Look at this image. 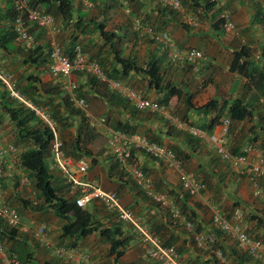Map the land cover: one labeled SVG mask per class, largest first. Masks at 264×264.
Wrapping results in <instances>:
<instances>
[{
	"label": "trees",
	"instance_id": "trees-1",
	"mask_svg": "<svg viewBox=\"0 0 264 264\" xmlns=\"http://www.w3.org/2000/svg\"><path fill=\"white\" fill-rule=\"evenodd\" d=\"M110 1L113 5L119 4L122 9L125 7L128 9L129 12L127 14L125 12L123 13L130 19L134 35L133 40L127 39L128 32L125 27L119 28L122 30V33L120 34L119 31H115L114 29H107L106 19L96 23L93 20L85 21V17L81 15L76 16L74 14V5L71 0H27L28 7L31 10H37L51 16L54 25L59 29L57 35L63 30L66 33V31L70 29L67 37L69 40V42H67V46L63 48L62 42V45L59 44L62 50V55L71 57L73 55L72 52L74 47L79 44L86 54L88 51L89 55H87L90 61L96 62L109 80L120 81L124 86H129L128 83H126V80L132 73L138 74L146 81V90H153L157 94L162 95L160 99L158 98L154 101L165 106H168L169 101L172 98H181L184 96L186 111L180 113L182 117L179 122L184 124L186 127L194 126V124L189 122L187 119L186 112L188 110H193L196 115L203 117L202 123L196 126V128L202 129L208 134H212L215 127L222 125L224 119L229 120L228 131L234 123L250 121L253 118V109H255L254 106L259 104L262 105L260 100L264 98V69L258 63L264 59V49L257 48L255 43L242 44L238 46L237 50L233 49L234 51L231 53L232 56L228 68L229 72L243 77L246 80L248 91H253V99L248 102L241 98H212L204 105L195 107L191 102V94H183L184 92L182 89L178 88L176 84L170 81H164V72L160 67L161 56L153 55V57H149L146 61H140L136 56L138 54L135 47H137L141 42H148V44L154 43V45L164 51V56L167 59V52L164 50L163 45L158 41H155L153 38H150L148 33H146L145 28L148 27L149 29L150 27L151 30L160 32V30L165 28L167 19L179 23L183 28H187L188 25L186 22L182 21L183 13L191 11L194 12L199 8L204 14H207L214 10L215 6L219 3V0H179L181 6L180 10H175L171 7H162L161 9L160 6L157 5L154 9L147 13H142L141 8L137 6V3H134V0ZM191 1H193V3ZM253 1L255 3L256 15L252 20V25H262L264 27V20L260 10L259 0ZM88 2H91L92 5L97 4V0H88ZM158 2L162 3L163 1L158 0ZM101 4L104 5L103 2ZM109 6L110 5L106 7V5H104L103 8L107 10L110 8ZM99 9L100 14L103 11L106 13V10L102 8ZM217 10L218 11L215 16L217 24H215V29H217L216 35H218L221 39L223 35L232 33H225L224 30L220 28L222 21L219 17L224 11H227L230 15L231 13L230 11L225 10L223 6L217 8ZM154 11L157 13L158 21L153 20ZM14 14L13 5L10 26L0 28V52H3L4 54H9V52L10 54H14L13 52L17 54L21 52H25V54L27 53V56H25L24 61L21 63L22 67H25L26 69L42 64L43 62H47L49 65V53H46L45 55L47 57V61L43 58L36 59L32 54L34 46L32 49H26L25 46L18 41L17 34L13 27L15 23ZM196 15L197 17L200 16L198 14ZM230 17L233 21L232 15ZM22 19H26L25 14L22 15ZM134 19H140L142 29L137 30L135 25L132 24ZM59 24L63 25L62 30L60 29ZM34 30L41 31L46 36L47 42L49 43V37L47 36L46 31L42 28L32 26L29 28V32L32 35L34 45ZM92 32H97L98 37L97 39L92 38L89 42H87L86 36L90 35ZM164 32L169 34L168 31ZM127 41H132L133 43L131 45L132 49L126 55L125 51L126 46L128 45V43H126ZM177 49L180 51L185 50L179 48ZM257 58H261V60L258 61ZM2 67L3 65L0 61V71H2ZM73 76L75 77V81L77 83V88L74 94L75 99L84 100L87 107L93 99L102 102L108 107V111L103 116L106 120V125L108 126L111 121H114V130L120 131L129 136L141 135L145 137L148 142L156 143L161 146H163V141L159 138L158 133L152 134L151 128L142 126L143 123H146L149 120L153 121L154 119H158L163 127L169 128L172 132L174 130H180L182 132V130L174 124V121H169L157 113L139 110L128 99L121 96V94L116 90H112L106 84L100 83L93 77L82 73H77ZM83 78L85 80H83ZM19 81L21 82L22 80ZM141 81L143 80L141 79ZM15 87L25 101L31 103L34 108L43 110L49 116L50 120L53 121L62 141L64 154L67 158L75 159L76 156L75 160H78L81 158L88 159L91 157L89 145L91 144L92 139L89 134L92 133L93 129L87 124L88 118H86L84 112L74 107L71 97L64 92L60 82L56 81L54 84L42 83L39 78L34 76L32 73H29L24 79V84L20 86L19 83L16 82ZM99 89L102 90V93H99ZM97 92L101 95H96ZM258 113H260V121L262 124L260 132L264 133V110L261 109ZM123 114L126 118H122V116H124ZM96 116L99 117L102 115ZM208 116L209 120H207ZM5 119L9 120L11 126L13 127L14 132H11L13 137L12 140L8 142L13 144V146L19 150V163L12 162V157H5V159H3L5 161L2 160L1 165L4 170L11 171L18 169L17 173L13 175L12 182H9L8 178L0 180L2 183V189L4 191V189L7 188V184H15V186L19 188V178L21 175H24L27 177L29 182L33 184V193L37 199L36 201H29L15 198V200H17L20 204V207L17 206L18 204H15V209L18 213L21 214L20 212L22 209H30L34 212L49 209L54 213L56 218L63 222L60 231L61 239H79L98 234L100 238H102V240H104L109 246L108 256L113 257L115 261L119 260L124 254L125 244L128 243L127 239L132 238L133 236L137 237L135 232H133V229L128 226L129 229H131L132 234L130 233L128 237H123V232L118 231L120 227L117 228L118 230L103 227L99 222L95 221L93 215L89 213L86 208H79L76 206L75 198L79 195V191L72 193L70 187L65 183L63 178L60 179L56 175H53L54 173H51L47 162V158L51 157V141L53 139L50 127L45 125V123L35 115L33 110L11 97L5 86L0 82V124ZM256 129L257 126L255 125L251 128V132L254 134ZM179 132L177 134H179ZM229 140V151L232 154L239 155L242 154L246 148L252 147L256 137H252L247 140V145L251 146L244 148L243 151H238L239 147L237 144L235 145L232 140ZM184 141L186 142L185 145L189 150H181L177 146H172L173 150L170 149L174 152L177 160L182 162V164L190 160V152H194L198 143L203 142L202 140L193 138L188 133L185 134ZM139 152L143 153V151ZM135 153L137 152H132V157L135 156ZM252 155L254 154H249L250 161H253L251 159ZM262 156L264 157V155ZM113 161L114 162H111L110 167L108 166V179L111 180L110 178L119 176L117 178L118 181H121V183L125 186L130 184L135 191L137 190V193L142 195V197H145L147 205H149L151 209H154L156 213L153 214L154 216L147 215L144 217L145 220H143L142 224L159 239L162 246L172 247L177 253L179 260L186 261L189 264H225V259L229 260L231 264L259 263L253 260L247 252L240 251L236 247L235 243L231 242L232 240L226 234L217 229L213 223L211 229L208 231V234L204 233V225L201 224V220L199 219L197 212L189 206V200L191 197L186 192L182 190L184 193L183 196L178 197L177 201L172 200V204L179 211L181 218L184 219V221L181 222L180 220L173 218L168 209L161 207L160 204L148 198L137 187L134 180L129 179L128 177L130 176L122 171L115 160ZM91 163L95 165L96 162L95 160H92V162L89 161L90 167ZM140 168L144 175L150 178L148 176L149 171L147 168ZM19 171L23 172V174ZM234 174L243 176L249 183H251L247 176L236 173ZM195 177L197 180L202 182L205 188L211 179L210 176L203 177L202 180L197 176ZM152 184L156 192L165 194L169 197L168 194L159 191V188L155 183L152 182ZM159 185L160 183H158V186ZM257 187L264 193V177L258 179ZM68 192L71 194H68ZM114 192L117 194V191ZM204 192L202 193V196ZM65 194H67L68 197H66ZM254 198L259 201V205L264 212V202H262L259 198ZM7 203L9 204L8 201ZM29 206H31V208ZM235 209H240L244 218L246 217V213H244L245 210L242 208L240 201L235 202L232 206V210L234 211ZM226 215L230 217L232 214L227 213ZM159 217L164 218V220H157ZM247 217L248 220H256L258 225L262 224L261 226H263L264 230V221L260 219L261 217L257 215L254 216L251 213H248ZM185 223L191 224L193 226V230H186ZM242 223L244 225V220H242ZM194 234H205V236H207L204 245L205 249L203 247H199L197 243L194 242ZM23 237L24 233H22L19 228H9L5 221L0 218V245L2 251V246H4V244H10L13 247L16 244H19L20 239ZM31 237L33 236L31 235ZM255 239L264 241V231L262 236ZM70 248H76V246L73 245ZM11 249L13 248H10V251L5 253V257L18 259V264H42L34 261L35 259H33V253L31 252L27 254L25 262H20L19 255H17L16 251ZM142 252L144 257L147 259L143 250ZM216 252H220V257L217 256ZM147 260L156 264L149 259Z\"/></svg>",
	"mask_w": 264,
	"mask_h": 264
},
{
	"label": "crops",
	"instance_id": "crops-1",
	"mask_svg": "<svg viewBox=\"0 0 264 264\" xmlns=\"http://www.w3.org/2000/svg\"><path fill=\"white\" fill-rule=\"evenodd\" d=\"M102 1L103 0H97L96 7L98 9L93 11L91 9L92 4L91 2H88V0H73L74 14L76 16L81 15L85 17V21L93 20L96 23L106 19L107 29H114L115 31H119V34L122 33V30L119 29L121 25H117L119 20L114 19L117 16L115 13L110 12L112 10L105 11L106 13L101 11L102 13L99 14V6ZM191 2L193 3V1ZM134 3H137V6L141 8L142 13L149 12L157 5H159L161 9L162 7H165L164 4L158 2V0H134ZM221 6H223L225 10L228 9L230 11L236 25V31L232 34L239 36L238 39L237 37H228L225 35L220 39L219 36L216 35L217 29H215V24H217V19L215 16L218 11L217 8H220ZM12 10L13 0H0V28L10 26ZM196 14L200 16L197 17ZM99 15L100 18L98 17ZM153 15V20L158 21L156 11H154ZM255 15V3L253 0H219V3L215 6L214 10L207 14H204L199 8L194 12L183 13L182 21L186 22L187 18L189 19V17H191L197 23L195 27L188 26L187 28H183L179 23L167 19V22L165 23L166 26L163 30L169 32L177 48H193L202 52L203 58L193 64L169 63L164 56V51L154 45V43H145L135 47L138 52L139 50H142V53H137L138 55H135L140 60L139 55L143 54L145 61L148 60L149 57H153V55L161 56L160 67L164 72V81H170L176 84L178 88L182 89L184 92L183 94H191V102L195 107L204 105L212 98H241L248 102L253 99V91H248L246 80L243 77L229 72L228 68L232 56L231 53L232 51L237 50L239 45L255 43L257 48L264 49V27L262 25H252V20ZM110 23H114V25H111ZM59 26L62 30L63 25L59 24ZM163 30H160V32ZM68 32H70V29L67 30L66 33L64 30L60 32L61 34L63 33L62 35L64 36L63 39H61L63 48L66 47L67 42H69L67 38ZM33 35L35 37L34 50H32L33 57L36 59L43 58L47 61V57L45 56L46 53H48L46 36L39 30H34ZM86 37L87 42L93 38L91 35ZM13 53L14 54H10L9 52V54H4L3 52H0V61L3 65L2 71L11 76L15 83H19L20 86L24 84V79L29 73H32L39 78L42 83L54 84L56 82L49 74L47 62L26 69L25 67H22L21 63L24 61L27 53ZM257 60L259 61L261 58H257ZM258 63L264 69V59ZM141 79L143 81H141ZM19 80L22 81L20 82ZM126 83L132 88L144 87L143 94L148 99L156 100L162 97V95L157 94L153 90H146V81L138 74L132 73L126 80ZM99 91L102 92L101 89H99ZM98 92L96 95H101L98 94ZM99 103L100 109L97 110L94 107H91L89 108L90 112L93 115H95L94 113H99L104 116L108 109L102 102L99 101ZM170 108L171 110L172 108L173 110H176L178 114L186 111L184 96L181 98H172L167 106V112ZM254 108L253 118L250 121L234 123L227 131V138L228 140H232L233 144H237L239 147L238 151H243L244 148L251 146L247 145V140L256 137V140L252 145L254 148L252 153L255 156H258L259 154L264 155V133L260 132V127H262L260 121L261 112L258 113L261 109L264 110V105L259 104L254 106ZM168 115L171 117L169 112ZM186 115L188 121L194 124L193 127L198 126L203 121V117L196 115L193 110H188ZM181 117L182 116L180 115L179 120ZM122 118H126V116L124 115ZM207 120H209V116L207 117ZM177 122L180 123L179 121ZM255 125L257 126V129L253 134L251 128ZM142 126L150 127L152 134L158 133L159 138L163 141L164 147L172 149V146H177L181 150H189L184 141V136L188 133L186 130H182V132L180 130H174L172 132L169 128L163 127L158 119H154L153 121L149 120L146 123H143ZM178 132L179 134H177ZM222 133L223 128L220 125L213 129L212 134L217 135ZM190 155V160L183 164L178 160L181 164V170L186 173L190 171L198 178H201V180L203 177H211L203 196L190 198L189 200V206L197 212L201 224L204 225L203 232L208 234V231L212 227L211 217L210 219H207L204 213L205 207H200L203 202L205 204L208 203L207 205L211 202H217L222 213L233 214L235 210L241 209L232 210L234 203L240 201L242 208L245 210L244 213H246V217L244 218L243 216L245 230L250 237L254 239L262 236L264 231L263 226H261L262 224L258 225L256 220H248L247 217L248 213H251L254 216L257 215L261 217L260 219L264 221V212L259 205V201L252 196V184L249 183L248 180H245L246 178H243V176L227 175L226 169L229 170L230 168L218 159L212 148L205 141L198 143L196 150L190 152ZM254 155L251 157L253 161H255ZM135 158L140 164V167L147 168L149 171L148 176L151 178L152 182L157 185L159 191L168 194L173 201H177L178 197L183 196L184 193L181 189L179 175L176 171L166 168L164 165L147 155H144L142 152L135 153ZM107 175L108 171L106 170L104 174H100L96 177L98 180L95 182H97L101 188L104 186L105 189L108 188L109 185L111 188L112 185H116L115 189L121 205L125 209L135 211L136 216H138L142 222L147 215L154 216L153 214L156 212L147 205L145 197L137 195V192L132 186H130V184L125 186L121 181H118L114 177L109 180ZM58 178L62 179L63 177L58 176ZM158 183H160L159 186ZM6 187L7 189H11L10 184H7ZM68 194L71 193L68 192ZM65 196L68 197L67 194H65ZM206 198L209 199V202L207 203L204 200ZM86 210L91 213L95 221L99 222L103 227H109L112 229L120 227V229L117 230L123 232V237H128L131 233V229L128 227L129 225L120 221L116 214L107 212L97 200H93L89 203L86 206ZM29 213L30 214H27V212L25 214H20L21 220L24 224H30L32 222L46 224L48 228V239L52 245L68 248L75 245L79 250L88 253L96 264H153L144 257L143 252H141L140 241L136 236L127 239L128 243L125 244L123 256L115 261L113 257L108 256L109 246L98 234L79 239H61L60 231L63 222L56 218L51 210L44 209L40 212H34L31 210ZM159 219L162 221L164 220V218L160 217L157 220ZM29 236H31V234H24V237L20 239V243L13 247L10 244H4V250L0 253V260L6 255V251L8 252L10 251V248H13L11 250L16 251L17 255H19L20 262H25L27 254L30 253L31 246L34 249V261L42 264H75L70 260L58 258L54 252L49 251L40 245L36 239H34L36 242L32 245L28 239ZM0 262L3 264V260Z\"/></svg>",
	"mask_w": 264,
	"mask_h": 264
},
{
	"label": "built area",
	"instance_id": "built-area-1",
	"mask_svg": "<svg viewBox=\"0 0 264 264\" xmlns=\"http://www.w3.org/2000/svg\"><path fill=\"white\" fill-rule=\"evenodd\" d=\"M162 1L164 5L172 9L180 10L181 8L179 0ZM259 3L262 18L264 20V0H259ZM13 5L15 12V23L13 27L17 34L18 41L22 43L26 49H32L34 44L29 28L36 26L46 31L49 37L48 69L50 76L62 84L64 92L71 97L74 107L84 112L86 118H88L87 124L89 127L106 136L107 153L113 157L122 171L134 180L137 187L148 198L160 204L161 207L168 209L173 218L181 222L184 221L179 211L172 204V200L167 195L158 193L154 190L151 179L146 177L140 166L135 163L136 158L135 156L132 157V152L143 151L145 155L162 163L166 168L178 171L182 190L191 198L202 196V193L206 190L205 186L200 180H197L192 173H186L181 170L180 162L170 149L156 143L148 142L146 138L141 135L129 136L120 131L108 128L103 116L98 117L90 114L85 101L75 99L74 94L77 83L72 79L74 74L82 73L93 77L100 83L106 84L112 90H116L139 110L157 113L169 121H174V124H176L179 129L186 130L193 138L207 142L221 162L225 163L234 173L248 177L253 186V196L264 202V193L257 187L258 179L264 177V157L258 155L255 156V161H250L249 154L254 151L252 147L246 148L243 153L239 155L232 154L229 151L228 139L226 136L229 120L224 119L221 125L223 133L217 135L208 134L202 129L186 127L184 124L178 123L168 115L167 106L142 96L137 91L124 86L120 81L109 80L101 71L100 66L96 62L90 61L88 55L82 50L79 44L74 47L71 57L62 55L61 47L56 40L59 29L54 25L51 16L37 10H31L28 7L27 0H14ZM124 12L127 14L129 11L125 9ZM24 14L26 15V19H22V15ZM230 16L231 15L227 11H224L219 17L222 21L221 28L225 33H234L236 31V26ZM132 24L135 25L137 30L142 29L140 19H134ZM186 24L195 27L197 23L189 17V19L187 18L186 20ZM145 31L150 38H153L163 45L164 50L167 52V60L171 64H193L203 58L202 52L193 48L182 51L178 50L174 40L167 32H155L151 30L150 27L149 29L146 27ZM0 82L5 86L11 97L33 110L35 115L50 127L53 135L51 141V157L53 159V164L61 173L72 193L79 191V195L75 198L77 207L86 208L93 200H97L107 212L116 214L120 221L126 223L133 229L147 259L156 264H189L186 261L179 260L177 253L172 247L162 246L159 239L144 227L141 219L121 205L115 192L104 191L97 182L87 178L90 167L88 159L81 158L72 160L65 156L62 142L49 116L43 110L34 108L31 103L24 100L16 89L14 80L11 76L0 71ZM260 101L264 105V98ZM18 152L16 147L5 143L0 135V180L8 178V181L12 182L13 175L16 174L18 170L5 171L1 163L5 157H12V162L16 163L18 160ZM29 184L30 182L27 177L21 175L19 178V186L25 187ZM208 207L212 212V223L214 226L226 234L240 251L247 252L253 260L264 264V241L254 239L247 234L242 223L243 213L240 210H235L233 214L228 217L214 206L208 205ZM0 218L5 221L9 228H19L22 233L31 234L40 245L54 252L58 258L70 260L75 264H95L94 261L91 260V256L84 251L76 248H65L52 245L48 239V228L44 223L32 222L30 224H24L15 207L7 203L1 182ZM185 224L186 230H193L191 224ZM193 239L199 247H202L204 237L201 234H194ZM1 252L2 248L0 245V253ZM216 254L218 257L221 255L220 252H216ZM2 260L3 264H18L16 258L10 259L4 256Z\"/></svg>",
	"mask_w": 264,
	"mask_h": 264
},
{
	"label": "rangeland",
	"instance_id": "rangeland-1",
	"mask_svg": "<svg viewBox=\"0 0 264 264\" xmlns=\"http://www.w3.org/2000/svg\"><path fill=\"white\" fill-rule=\"evenodd\" d=\"M72 2H73V0H72ZM103 3H104V5H106V7L108 6V5H110L109 7L110 8H108L107 10L106 9H104L103 7H104V5L103 4H101L100 6H99V8H102V9H104V10H106V11H110V10H112V11H110V12H112V13H115V15L117 16V17H115L114 19L115 20H119L118 22H117V25H121V27H125L126 28V31L128 32L127 34V39L128 40H133L134 39V35H133V30H132V27H131V24H130V19L128 18V17H126V15L123 13V9H122V7H121V5H119V4H116V5H113V4H111V1L110 0H103L102 1ZM91 9L93 10V11H96L98 8L96 7V5H92L91 6ZM226 10H228V9H226ZM229 11V10H228ZM81 12V11H80ZM79 13V12H78ZM109 13V12H108ZM81 14H82V12H81ZM99 14H100V12H99ZM99 18H100V15L98 16ZM111 24V23H110ZM110 24H108V25H110ZM128 24V25H127ZM111 25H114V23H112ZM221 28V27H220ZM93 38H95V39H97V37H98V34H97V32H92L91 34H90ZM89 36V35H88ZM225 36H228V37H230V36H232V37H237V39L239 38V36H236L235 34H226ZM63 35H61V33H59L57 36H56V40H57V42L60 44V45H62L61 44V39H63ZM47 39V38H46ZM66 39V38H65ZM149 41V40H148ZM126 43H128V45L126 46V51H125V54L127 55L129 52H130V50L132 49L131 48V45H132V41L131 42H126ZM146 42H141L138 46H140V45H143V44H145ZM147 44H148V42H147ZM149 44H151V43H149ZM137 53L139 54V53H142V50H139V52L137 51ZM87 54L89 55V53H88V51H87ZM139 57H140V61H144L145 60V57L143 56V54H140L139 55ZM72 79L75 81L76 79H75V77L73 76L72 77ZM83 80H85L84 78H83ZM126 87H129V86H126ZM129 88H131V89H133V90H135V91H137L138 93H140L141 95H143V96H145L144 94H143V89H144V87L143 88H132V87H129ZM100 93H102V92H100ZM88 107L89 108H95V109H100V103H99V101L98 100H95V99H93L91 102H90V104H88ZM107 107V106H106ZM107 109H108V107H107ZM168 112H169V114L171 115V117L174 119V120H176V121H180L179 120V117H180V114H178V112L176 111V110H173V108H172V110H171V108L170 109H168ZM95 115H100L99 113H94ZM114 120V119H113ZM113 123H114V121H111L110 122V124L108 125V128H111V129H113ZM0 130L2 131V133H3V137L7 140V141H11L12 140V137H13V135L11 134V132H14L13 131V127L11 126V124H10V122H9V120H7V119H5V120H3V122H1V124H0ZM90 136H91V144L89 145L90 147H89V149H90V151H91V157H89L88 159H89V161L90 162H92V160H95V165H93L92 163H91V167H90V169H89V171H88V174H87V178L88 179H90V180H94V181H97L98 179L96 178L98 175H100V174H104L105 173V171L107 170L108 171V166L110 167V164H111V162L113 163L114 161V159H113V157L112 156H110L108 153H107V148H106V136L103 134V133H100V132H97V131H92V133H90L89 134ZM13 142V141H12ZM70 159H72V158H70ZM75 159H76V156H75ZM75 159H72V160H75ZM47 162H48V165H49V167H50V170H51V173H54L57 177L59 176L60 177V172L54 167V165H53V162H52V160H51V158H47ZM105 163V164H104ZM138 166H140V164L137 162V160H136V162H135ZM17 167V166H16ZM228 168V167H227ZM16 171L18 170V169H15ZM173 170V169H172ZM230 170V171H229ZM226 169V173H227V175H230V176H232V175H235L233 172H232V170L231 169ZM174 171H176V170H174ZM19 172H21V171H19ZM113 172V171H112ZM177 173H178V175H179V172L178 171H176ZM22 174H23V172H21ZM100 173V174H99ZM188 173H191L190 171L188 172ZM116 175V174H115ZM119 176H116V177H114L115 179H117ZM129 179H131V180H133L131 177H128ZM244 178V177H243ZM151 179V178H150ZM242 180V179H241ZM246 180V179H245ZM115 186L116 185H112V188L110 187V185L108 186V188H106L105 189V187L103 188L102 187V189L104 190V191H112V192H114V191H116V189H115ZM206 191V190H205ZM4 192H5V196H6V199H7V201L9 202V204L10 205H12V206H14V207H16L15 206V204H18L17 206L18 207H20V204L17 202V200H15V198H18V199H22V200H29V201H36L37 199L35 198V196H34V187H33V184L31 183L27 188H24V189H21L20 188V186H19V188L17 187V186H15V184L14 185H11V189L9 188V189H4ZM136 192H137V190H136ZM137 195H139V196H142V195H140L139 193H137ZM15 200V201H14ZM205 201H206V203L207 202H209V199H204ZM208 204V203H207ZM207 204H205L204 202H203V204H201L200 205V207L202 206V207H205V210H204V213H205V216L207 217V219H210V217H211V220H212V212H211V210L209 209V207H208V205ZM210 206H214L217 210H219L220 211V206L218 205V203L217 202H211L210 204H209ZM30 208H31V206H29ZM27 212V214H30L29 212H31V210L29 209H22V211L20 212V213H26ZM137 212V211H136ZM133 213L136 215V213H135V211H133ZM201 235H203V237H204V242H203V245H202V247L205 249V247H204V245H205V240H206V237L207 236H205V234H201ZM28 239L30 240V242H31V244L33 245L36 241L34 240V238L33 237H31V236H29L28 237ZM194 240V239H193ZM195 242V241H194ZM231 242H233V241H231ZM3 247V250H4V246H2ZM30 252L31 253H34V249L30 246ZM141 252H142V249H141ZM5 253H7V251L5 252ZM224 260V259H223ZM0 261H2V258H1V260ZM224 262H225V264H231L230 262H229V260H227V259H225L224 260ZM1 264H2V262H0ZM258 264H261V263H258Z\"/></svg>",
	"mask_w": 264,
	"mask_h": 264
},
{
	"label": "clouds",
	"instance_id": "clouds-1",
	"mask_svg": "<svg viewBox=\"0 0 264 264\" xmlns=\"http://www.w3.org/2000/svg\"><path fill=\"white\" fill-rule=\"evenodd\" d=\"M180 2V1H179ZM165 6V5H164ZM165 7H167V6H165ZM126 9V7L125 8H123V10H125ZM124 12V11H123ZM189 26V25H188ZM145 97V96H144ZM89 110V109H88ZM90 114H92L91 112H89ZM93 115V114H92ZM94 116H96V115H94ZM52 121V120H51ZM52 123H53V121H52ZM54 124V123H53ZM46 125V124H45ZM54 128H55V130H56V127H55V124H54ZM94 131V130H93ZM56 132H57V134H58V131L56 130ZM0 135H1V138L3 139V141L5 142V143H8V144H10L4 137H3V133H2V131L0 130ZM58 136H59V134H58ZM59 138H60V136H59ZM61 140V139H60ZM62 142V141H61ZM11 145H13V144H11ZM62 148H63V144H62ZM19 151V150H18ZM64 151V150H63ZM18 155H19V152H18ZM51 158V160H52V162H53V159H52V157H50ZM17 163H19V160H17L16 161ZM54 165V164H53ZM54 167H55V165H54ZM56 168V167H55ZM5 171H8V170H5ZM60 175H61V173H60ZM62 176V175H61ZM31 184V183H30ZM29 184V185H30ZM28 185V186H29ZM28 186H25V187H20L21 189H24V188H27ZM5 199H6V196H5ZM34 238V237H33ZM35 239V238H34ZM38 242V241H37ZM39 243V242H38ZM17 260V259H16ZM18 262V261H17Z\"/></svg>",
	"mask_w": 264,
	"mask_h": 264
}]
</instances>
